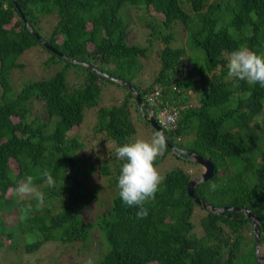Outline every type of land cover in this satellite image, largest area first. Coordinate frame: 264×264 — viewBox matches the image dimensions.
Segmentation results:
<instances>
[{"label":"trees","instance_id":"trees-1","mask_svg":"<svg viewBox=\"0 0 264 264\" xmlns=\"http://www.w3.org/2000/svg\"><path fill=\"white\" fill-rule=\"evenodd\" d=\"M15 2L18 9L10 0H0V218L12 217L8 223L0 220L1 253H10L11 243L18 244L24 235L35 238L17 248L27 256L50 241L67 249L78 243L83 249L93 240L78 210L94 200L100 186L75 180L82 160L78 151L85 144L69 132L81 123L84 108L97 107L104 82L124 93L95 111L93 131L115 144L109 154L116 155V147L135 134L132 111L156 133L126 87L81 65L76 64L84 78L75 89H67L63 67L49 78L26 82L11 95L9 71L22 66L17 57L33 47L49 51L28 30L23 15L49 46L126 82L147 106L156 92L154 119L163 108L176 112L174 124L161 126L168 144L183 150L173 155L198 167L189 160L191 151L213 166L211 176L194 186L195 196L213 207L231 206L255 215L264 257V87L229 77L227 67L229 54L242 45L264 55V0ZM131 7L148 18L141 21L149 30L142 46L129 39L125 10ZM175 36L179 44L171 47ZM145 60L156 63V74L142 86L136 74ZM35 103L42 105V120L32 113ZM169 151L165 144L155 164ZM108 159L112 168L107 160L94 163L97 174L108 178L107 184L118 182L123 161ZM44 169L50 170L54 186L41 175ZM193 169L189 173L175 167L163 175L155 198L144 204L146 217L138 218L139 208L126 205L119 193L114 196L97 214L107 249L92 264H258L251 219L239 210L213 213L195 203L186 193L187 182L199 173ZM28 175L45 194L43 205L14 195ZM23 263L31 264L27 259Z\"/></svg>","mask_w":264,"mask_h":264},{"label":"rangeland","instance_id":"rangeland-1","mask_svg":"<svg viewBox=\"0 0 264 264\" xmlns=\"http://www.w3.org/2000/svg\"><path fill=\"white\" fill-rule=\"evenodd\" d=\"M142 9L136 7L127 8L125 10V16L130 22L129 26V39L133 40L138 45H145V38L149 33L142 24L141 21L148 19L147 16L140 12ZM149 14L153 15L151 11ZM148 14V16H149ZM143 17H140V16ZM143 23V22H142ZM180 26H177L179 28ZM169 46L177 47L179 44L177 37H174ZM41 48V47H40ZM38 47H33L23 51L18 57L17 62L22 64L21 68L11 69L8 74L9 85H10V94L13 95L19 91V89L28 81L46 79L53 75L56 71L65 67L67 69L65 75V83L68 90L75 89L78 87L84 78V72L76 64L68 63L65 59L52 54V52L45 49H40ZM148 57V55H147ZM156 63L157 57H156ZM156 63L152 64L149 61L142 62V69H140L136 74V80L142 85L146 86L151 83L154 75L156 74ZM78 65V64H77ZM103 90L99 99L97 100V107L104 106L109 107L112 105L115 99H121L124 94L122 89L117 85L111 82H104ZM2 90L0 87V102L2 100ZM95 106L87 107L83 109L82 121L77 125V129L69 132V135L75 133L76 138L83 143L84 147L78 151V155L82 156V160L79 163L78 172L75 174V180L81 182L84 186L92 187L99 185L100 187L96 189L94 200L87 206L81 207L78 210L79 217L83 218L84 222L90 225V236L93 235V240L89 242V245L81 249L78 243H73L68 249L63 245L58 244L57 241H50L43 246L38 252L33 256L25 254L23 251L17 250L21 246V242H30L34 241L35 238H31L29 235L21 236L18 244L11 243L13 250L10 253H1L0 251V263L6 264H25L23 261L27 259L31 264H73L74 261H96L107 249L106 243L104 241V236L100 232L97 223L98 218L97 214L104 208H108L111 204L112 198L119 193V188L117 187L118 182L108 183V178L102 177L97 174V171L94 167V163L97 161H105L108 163V167L112 168V162L108 157H112L113 161L116 162L118 159L116 155H111L109 153L113 152L115 144L113 142H108L102 140V135H99L98 132L93 131V125L96 122V108ZM132 109V108H131ZM132 111V110H131ZM40 116L41 120L43 119V108L40 103H35L32 113H36ZM132 117L131 121L133 122L136 132L129 139V143L134 141L137 138L141 139H150L154 132L149 126H145L141 119L138 118L134 111L131 112ZM151 126V125H150ZM193 163L181 162L179 161L171 151L168 155H165L159 162L155 164V167L158 169L160 174L163 176L167 171L175 168L181 167L185 170L190 171L189 168H194L192 173L201 172L202 168L200 166L195 167ZM12 169H14V164H11ZM190 173V172H189ZM198 173V174H199ZM71 180V179H70ZM72 181V180H71ZM41 191L40 187H37ZM19 197V196H18ZM21 198V197H20ZM22 199H31L29 197H24ZM49 204L54 203L53 199L48 200ZM37 204H39L37 202ZM44 204V203H43ZM40 205V204H39ZM6 216V215H5ZM23 215H20L19 220ZM10 216L6 218L1 217L0 220L3 223L11 221ZM0 222V223H1ZM4 227V226H3ZM18 236V237H20ZM3 238V237H2ZM97 240L99 242H97ZM8 243L3 241V244ZM79 247V248H78ZM41 258V259H40ZM153 264V263H149Z\"/></svg>","mask_w":264,"mask_h":264},{"label":"clouds","instance_id":"clouds-1","mask_svg":"<svg viewBox=\"0 0 264 264\" xmlns=\"http://www.w3.org/2000/svg\"><path fill=\"white\" fill-rule=\"evenodd\" d=\"M227 67L229 77L246 81L249 85L259 83L261 87H264V55H258L247 46L242 45L229 54ZM153 95L156 94L153 93ZM155 121L160 127L162 126L158 122V116ZM165 143L164 135L157 131L150 139L137 138L115 149L117 159L123 161L117 184L119 196L129 207L137 206L139 208L136 213L138 218L147 216L148 211L144 204L146 201L155 198L159 185L165 179L155 167V161L165 150ZM176 150L174 154L183 151L177 148ZM41 175L46 178L48 186H54V179L50 170L44 169ZM34 180L35 177L28 175L22 182L18 183L13 193L21 198H33L40 205H43L45 194L38 190ZM86 264H92V261L88 260Z\"/></svg>","mask_w":264,"mask_h":264},{"label":"water","instance_id":"water-1","mask_svg":"<svg viewBox=\"0 0 264 264\" xmlns=\"http://www.w3.org/2000/svg\"><path fill=\"white\" fill-rule=\"evenodd\" d=\"M10 1L13 3V5L16 7V9H18V6H17L15 0H10ZM21 19H22L23 23L26 25V27L28 28V30L37 38V40L43 45V47H45L46 49H48L52 53L58 55L59 57H61L63 59H66L69 62L76 63V64L81 65L83 67H87L91 71L97 72L99 75H102L104 77H107L110 80H112L114 82H117V83L123 85L124 87H126L131 92V94L133 95L134 100L136 101V104H137V108L139 109V111H142V117L145 119V121H147L151 125V127L153 129H155L156 132L157 131L161 132L164 135V137H165V134H164L162 128L157 124V122L153 118L152 108L146 106V104L141 100V98L139 97V95L135 92V90L129 84H127L126 82L121 81L119 79H116V78H113V77H108L106 74L101 73L100 71H98L95 68L91 67L87 63L82 62V61H79V60H75V59H73L71 57H68L65 54H63L62 52H60V51L54 49L53 47L49 46L31 28V26L24 19L23 15H21ZM143 111H144V113H143ZM165 142H166L165 144L167 145V147L169 148V150L172 153H174V152L177 151L176 148H174L173 146H171L170 144H168L166 137H165ZM187 155L189 156V160L194 161L195 163H197L198 165H200L201 168H202V171H201V173H199V175H197L196 177H193L192 179H190L187 182V184H186V193H187V195L189 197H191L194 200L195 203H197L198 205H200L204 209L209 210L210 212L217 213V212L222 211V210H225V209H232V210L242 211L245 214L246 217H249L251 219V222H252V230H253L254 235H255V258H256V261H257L258 264H264L263 252H262V249L259 248V240H258V234H257V221H258V218L255 215H253L249 210L239 209V208H233L231 206H225V207H222V208H217V207H213L211 205H208V204L204 203L203 201H200L195 196V194L193 192V188H194V186L197 183H199V182H201V181H203V180H205V179H207L208 177L211 176V174L213 172V166H212V164L209 161L203 159L201 156H198V155L194 154L191 151H188L187 152Z\"/></svg>","mask_w":264,"mask_h":264},{"label":"built area","instance_id":"built-area-1","mask_svg":"<svg viewBox=\"0 0 264 264\" xmlns=\"http://www.w3.org/2000/svg\"><path fill=\"white\" fill-rule=\"evenodd\" d=\"M154 94H156V92H154ZM154 96L155 95L148 98L149 105L153 104ZM157 116L159 124H161L162 126H171L172 124H174L176 112L163 108L157 113Z\"/></svg>","mask_w":264,"mask_h":264}]
</instances>
